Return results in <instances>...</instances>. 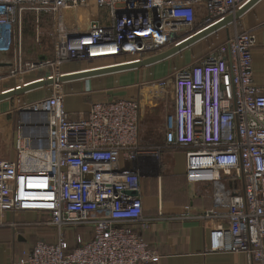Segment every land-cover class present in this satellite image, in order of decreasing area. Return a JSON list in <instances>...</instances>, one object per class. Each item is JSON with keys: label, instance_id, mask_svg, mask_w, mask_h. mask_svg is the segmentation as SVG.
Instances as JSON below:
<instances>
[{"label": "built area", "instance_id": "1", "mask_svg": "<svg viewBox=\"0 0 264 264\" xmlns=\"http://www.w3.org/2000/svg\"><path fill=\"white\" fill-rule=\"evenodd\" d=\"M247 1L0 0V28L17 23L23 11H49L55 64L131 56L117 63L163 51ZM254 44V31L242 27L208 54L148 84L163 101L159 145L139 143L134 99L95 102L77 118L64 109L60 90L24 104L23 110L45 119L32 124L42 128L40 135L17 134L15 158L0 159V222L8 210L33 211L57 235L34 241L20 262L157 261L159 253L135 229L143 210L140 171L123 166L121 158L160 159L172 149L184 154L186 180L209 182L214 205L226 208L227 223L216 227L212 248L264 264V81L253 79ZM204 215L217 214L212 207ZM77 227L91 235L68 246L65 232Z\"/></svg>", "mask_w": 264, "mask_h": 264}, {"label": "crops", "instance_id": "2", "mask_svg": "<svg viewBox=\"0 0 264 264\" xmlns=\"http://www.w3.org/2000/svg\"><path fill=\"white\" fill-rule=\"evenodd\" d=\"M33 12L37 14V20L44 13L43 11H23L20 20L15 23L19 26L24 25V28L19 31L22 34H19L18 55L20 57V55L35 50L37 58H45L50 55V52L39 50L41 45V41L38 40L39 28L36 31L26 28L33 17ZM234 22H238L241 28H251L255 33V44L251 48L252 75L255 81L263 82L264 0H256ZM37 40L38 42H36ZM0 44H6L4 49L0 50V69H4L3 65L9 60L13 62V65H16V61L20 58L15 55V49L12 53L9 52L13 48L14 36H0ZM195 44L196 42L187 47L191 49L190 58L187 55L188 49L185 48L150 65L56 81L1 99L0 159L15 158L14 141L17 134H26L24 129L36 132L38 127H34L32 124L45 119V114L42 112L25 113L22 109L23 105L43 98L56 90L63 93V107L73 118L86 116L91 104L95 102L114 97L137 100L140 104L139 143L145 145L140 134L142 101L151 105L153 104L152 100L160 99L156 93L153 94L148 84L169 75L176 66L181 67L179 65L186 64L194 56L199 55L193 50ZM51 52L53 53V50ZM185 56L188 59L186 58L187 60L184 62ZM106 59H111L112 63L116 62L115 59L118 57ZM178 60L182 62L178 64ZM62 62L57 64L58 69L51 76L19 77L15 78L13 82L10 79H2L0 92L21 87L38 79L55 77L61 72L82 69L73 66L60 68L59 65ZM166 66L169 68L168 73L164 71ZM43 88L46 89L43 90ZM160 107L163 108L162 103H160ZM168 109H172V103L168 105ZM38 113L43 114L41 119L36 118ZM40 130L42 131V128ZM121 163L126 168L140 171L139 188L143 210L135 229L138 230L149 247L159 253L157 261L147 264H249L242 252L221 251L212 248L216 227L225 226L227 223L224 215L226 208L214 205L211 196L212 185L209 182H188L186 180L184 154L181 150L165 149L160 159L151 155L141 156L135 161L121 158ZM212 207L217 215L205 216L204 212ZM37 218L33 211L12 212L8 210L4 213V219L0 222V264H23L20 262L23 257L22 251L34 241L39 239L55 240L57 235L55 228L39 224L34 221ZM90 235L91 231L86 239Z\"/></svg>", "mask_w": 264, "mask_h": 264}, {"label": "rangeland", "instance_id": "3", "mask_svg": "<svg viewBox=\"0 0 264 264\" xmlns=\"http://www.w3.org/2000/svg\"><path fill=\"white\" fill-rule=\"evenodd\" d=\"M42 12V11H41ZM42 17L39 16L38 20L37 14L33 12V17L31 18L30 22L26 25V28L32 31H36L38 29V40L41 41V45L39 50L41 52H45V50H48L50 52V55L45 58H37L36 51L33 52H27L25 55H18L19 52V34L21 35L19 31H21L22 28H24V25L21 24L19 26L18 24L12 25V26H5L2 27L0 31V36L5 37L9 35L14 36V44L13 48L10 53H12L15 49V55L20 58L16 61V65H13L11 69L7 70H1L0 69V83H2V79H10L12 82L13 80L19 77H45V76H51L54 72L57 71L58 67L57 64L54 63L55 60V52H54V29H53V18L52 13L49 11H43ZM32 13V12H31ZM40 15V14H39ZM200 21L198 18L197 22ZM241 29L238 22H232L228 23L227 25L221 27L220 29L216 30L211 36H206L200 40H198V43L196 42V46L193 49L196 54L191 61L188 63H184L179 66H185L190 64L191 62H194L202 55L208 54L211 50H213L218 43H220L222 40H224L226 34L233 33L235 30ZM180 32L179 34H181ZM179 36V35H178ZM38 40L36 42H38ZM0 50H3L6 46V44H0ZM53 47V49H52ZM189 47V46H188ZM187 48V47H186ZM185 49V48H184ZM183 49V50H184ZM187 55L188 58L191 57L190 55V48H187ZM53 50V53L51 51ZM186 55V56H187ZM185 56L184 62L188 59ZM127 58H131L130 56H122L118 57V59H115L117 61L124 60ZM187 58V59H186ZM45 59L50 60L47 64H40L43 61H46ZM110 60L103 59L98 61H87V60H73V61H66L64 60L59 67H67V66H73L78 68H87L97 65H102L106 63H111ZM182 61L178 60L177 63L180 64ZM38 63V64H37ZM178 67V66H176ZM164 71L166 73L169 72L168 66L164 68ZM38 78V77H37ZM7 81V80H4ZM171 82V81H170ZM171 84V83H170ZM169 84V90L171 93V87ZM1 87V85H0ZM46 88H43V90ZM154 99V98H153ZM153 104H145V102L142 101V111H141V117H140V131H141V137H143V142L146 146L150 145H159L161 142L162 137V121H163V114H164V108L160 107V103H163L161 99L156 101H151ZM157 105L155 107V104ZM160 109H159V108ZM160 142V143H159ZM39 219H36L34 221H37ZM33 222V221H32ZM41 225H46L41 223ZM49 226V225H47ZM56 230V229H55ZM66 239L68 246H74L77 242H81L83 240H86V238L89 236L90 231L87 228H74L66 230ZM40 240V239H39Z\"/></svg>", "mask_w": 264, "mask_h": 264}, {"label": "water", "instance_id": "4", "mask_svg": "<svg viewBox=\"0 0 264 264\" xmlns=\"http://www.w3.org/2000/svg\"><path fill=\"white\" fill-rule=\"evenodd\" d=\"M256 0H248L244 5L240 8L236 9L234 13L227 14L223 16L221 19L213 22L212 24L204 27L196 32L191 33L188 37L181 40L180 42L170 46L169 48L154 53L152 55L146 56L144 58L134 60V61H121L117 63H109V64H102L92 67H87L84 69H78L68 72H61L60 74L56 75L55 77H48L45 79H38L27 83L21 87H14L5 91L0 92V100L10 97L15 94L22 93L24 91H29L38 87H41L45 84H50L56 81H66L71 79H77L82 77H88L100 73L106 72H113V71H120L125 69H133L145 65H150L155 62L161 61L166 59L184 48L192 45L193 43L197 42L198 40L212 34L216 30L220 29L221 27L227 25L228 23L232 22L238 16H240L247 8H249ZM132 193H136L135 191H131Z\"/></svg>", "mask_w": 264, "mask_h": 264}, {"label": "bare ground", "instance_id": "5", "mask_svg": "<svg viewBox=\"0 0 264 264\" xmlns=\"http://www.w3.org/2000/svg\"><path fill=\"white\" fill-rule=\"evenodd\" d=\"M4 70H7V69H11L12 66H13V62L12 61H7L4 65ZM3 69V68H2ZM1 69V70H2ZM25 113H29V112H32V111H28V110H23ZM30 114V113H29ZM43 116L42 113H38V115L36 116L37 119H41ZM29 119V118H27ZM41 127H38V130H36V132H33L32 130L30 129H24L26 135H40L42 132H41Z\"/></svg>", "mask_w": 264, "mask_h": 264}]
</instances>
